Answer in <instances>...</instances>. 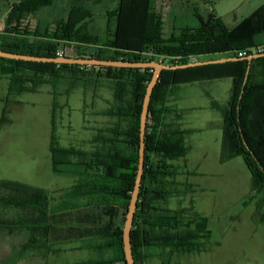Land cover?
<instances>
[{"label":"trees","instance_id":"1","mask_svg":"<svg viewBox=\"0 0 264 264\" xmlns=\"http://www.w3.org/2000/svg\"><path fill=\"white\" fill-rule=\"evenodd\" d=\"M155 1L117 0L116 6L106 11L107 24L104 35H100L88 30L91 11L72 10L73 0L43 27L38 23L30 27L23 21L27 16L39 20L40 10L56 0H20L4 17L0 49L54 57L63 46V56L161 60L173 65L190 62L191 56L202 61L239 57L240 50H245L247 55L258 53L254 48L264 44V2L229 26L212 11L205 15L195 13V27L181 29L165 40ZM214 53L217 57L207 56ZM151 74V68L57 64L0 57V76L8 80L0 121H6V105L13 98L36 92L42 85L51 86V171L76 177L75 184L59 195L61 201L54 203L44 188L0 180V187L8 190V197L1 198L0 202L13 205L19 213L15 220L1 219L0 224L32 230L29 240L21 245L22 251L38 246L34 232L38 228L46 230L47 244H54L57 227L63 226L65 239L88 237L89 248L99 252V258L67 264H125L122 226L137 171L139 116ZM223 78L232 81L229 96L224 104L211 102L222 117L219 159L225 162L242 157L250 172L249 196L255 203L253 218L264 222V56L249 63L239 59L162 70L149 103L144 171L130 230L135 264H146L156 249L162 255L161 264H171L174 254L200 252L205 247L201 239L210 235L207 219L195 212L186 214L181 207L167 206L170 197L182 194L180 186L184 189L191 186L177 180L185 172V165L174 164L190 150L186 144L189 130L168 121V115L177 113V109L168 105L167 99L180 84ZM79 85L86 89L105 86L111 90V106L98 114L115 120L92 136V149L61 146L57 141V97L68 95ZM59 86H64L62 92ZM107 251L110 256L106 257Z\"/></svg>","mask_w":264,"mask_h":264},{"label":"rangeland","instance_id":"2","mask_svg":"<svg viewBox=\"0 0 264 264\" xmlns=\"http://www.w3.org/2000/svg\"><path fill=\"white\" fill-rule=\"evenodd\" d=\"M159 1L164 6H168L171 1L170 6L173 7V12H177L184 23L189 25L196 23L192 15L193 6L188 0H185L182 10L180 0ZM211 1L206 2L207 4L199 3V12L205 15L214 8L219 14L217 16H220L228 26L235 24L263 3L262 0ZM116 2L117 0H73L71 9L77 11L89 8L91 11L87 24L89 32H99L100 35H104L107 24L106 11L113 9ZM68 4L69 0H56L51 6L41 9L39 17L42 20L43 18L46 21L50 20L58 15L56 12L62 5ZM167 13L162 12L165 19ZM59 49H63V46ZM207 56L215 58L217 54ZM219 82L218 88L207 81L199 83L198 88L212 93L216 100L223 104L226 92L222 91L223 81ZM7 86L8 80L0 76V119ZM198 88L182 86L176 90L172 100L176 104H184L185 95L191 91L195 94L199 91ZM63 89L64 86H59L58 90L62 92ZM50 94L51 86L42 85L38 91L20 94L6 105L7 119L5 122L0 121V180H15L44 188L48 190L54 203L57 202L61 193L55 190L54 186L66 190L76 177L54 174L50 171L47 147L49 116L45 111ZM57 98L59 108L56 116V136L61 146L92 149L90 138L99 128L111 126L115 120V118L98 114L111 106V90L105 86H99L96 89L90 86L86 89L79 85L68 95L59 94ZM197 105L201 107L204 105L201 99ZM83 112L85 113L84 121L81 117ZM193 113L184 112L179 121L180 125L189 126L188 121L194 116ZM196 114H198L197 118L202 117L209 122L200 120L201 122L195 125L209 129L186 136V144L191 147V151L186 157L174 161V164L183 166L187 163L192 167L195 163H199V166L195 165L196 169H189V173H181L177 176L179 182H187L191 186L186 189L180 186L182 194L170 197L167 206L171 209L181 207L186 210V214L196 213L205 217L210 235L201 239L205 245L202 251L174 254L171 264H264V222H258L253 218L255 203L249 196L250 172L240 156L225 162L218 161L216 154L218 149L221 150L222 141V132L219 128L222 124L221 115L216 110L207 108H202ZM51 187H53L52 190ZM7 194L8 190L0 187V200L8 197ZM18 214L13 205L0 202V219L15 220ZM13 236L11 237L13 242L19 243V235ZM80 245L83 246L81 241H76L72 245L68 244L70 247L74 246L73 249L62 252L57 249L55 243L45 244L47 256L42 253L41 258L36 259L35 250H32V259L29 261L32 264H66L99 258V252L91 251V249L82 250L78 248ZM20 251L22 252L21 245L19 248L15 247L12 254L15 256V253ZM104 256H110V252L107 251ZM1 261L0 264L3 263ZM24 261L29 263L28 260L13 257L9 264H26ZM161 261L162 255L156 249L154 256L148 258L146 264H161Z\"/></svg>","mask_w":264,"mask_h":264},{"label":"crops","instance_id":"3","mask_svg":"<svg viewBox=\"0 0 264 264\" xmlns=\"http://www.w3.org/2000/svg\"><path fill=\"white\" fill-rule=\"evenodd\" d=\"M19 1L20 0H0V32L4 28V17L6 15V13L11 9L13 4H15ZM180 1H181L180 7L182 10V8L184 7L185 0H180ZM188 2H190L191 6H193L192 15L194 16L195 13L201 14L198 10V4L199 3L205 2V4H207L206 2L210 3L212 1L211 0H188ZM261 2H264V0H262ZM170 4H171V1H170ZM170 4H168V6H164V5H162V3L159 0L155 1V6L157 9V12L160 13L161 19L163 22V39H165V40L169 39L171 36L177 35L179 33V31H181V29H184L187 27H195L197 25L196 18H195L196 23L194 25H189L187 23H184L183 20L181 19V17H179L177 15V12H173L174 9H173V7L170 6ZM63 8H64V5H62L60 7V10H62ZM211 10H212V12H214V14L219 15L215 11L214 8H212ZM164 11L168 12L166 15V19L164 18L165 16L162 14V12L164 13ZM208 12H211V11H208ZM47 21L44 20V18H43V20H42V18L41 19L39 18V20H37V19L33 20L31 16H27V17H25L23 23L24 24L27 23L28 26H30V27H33L35 23H38L39 26L43 27L47 24ZM201 56H199V57H201ZM162 58H164V57L162 56L161 59ZM189 61H200V59H197V57H195V56H191ZM205 81L213 84L214 87H216V88L219 87V83H220L219 81H223L222 82L223 83L222 84V86H223L222 91L226 92V96H225V102H226V100L229 96V92H230L231 87H232V81L230 78L203 80V81L192 82V83H183V84L178 85L177 89H179L182 86L189 87V88H192V87L198 88L199 83H204ZM7 88H8V86H7ZM6 92H7V89H6ZM194 95H196V96H194ZM173 96L174 95H171L168 97L167 104L176 108L177 113H171L170 115H168L167 119H168V121H174V123L178 124L181 128L189 130V133L186 136L198 134V133L203 132L204 130L209 129V128L203 129V128L195 125L196 123L201 122L200 120H203L205 122H209L208 119H204L202 117H201V119L197 118L198 114H196V113L197 112L199 113V111L202 108H207L210 110H216V112H218L220 114V112L217 109L213 108L211 105L212 101H215V102H218V101L216 100V98L214 97V95L212 93L205 91L204 89H199V91H196L195 94H192V91H191V93H187L184 97V104L174 103V101L172 100ZM49 97H50V99L47 101V105L45 106V111H47V116H49V131H48V146H47L48 150H49L50 135H51L52 94H50ZM199 98L201 99V102L204 104L202 107L200 105H197L198 101L200 100ZM184 112L185 113H193L194 112L193 113L194 116H192L188 121L189 126H185V127L180 125V122H179L182 119ZM177 114H178V116H177ZM84 116H85V113L84 112L81 113L82 121H84V119H85ZM221 119H222V117H221ZM219 128L221 129V132H222V124ZM90 139H92V137ZM190 151H191V147H190V150L188 151V153L186 154V156L190 153ZM216 155L218 156V161H220L219 160V155H220L219 149L217 150ZM49 160H50V152H49ZM195 165L199 166V163H197V164L195 163ZM195 165L190 167L186 163L183 171L189 173V169H196ZM50 171H51V160H50ZM75 181L71 185H69L66 190L71 188L75 184ZM52 188L53 187H51L50 189L52 190ZM54 189L57 190L58 192H61V193L66 191L65 189H63V190L60 189L56 185L54 186ZM59 201H61L60 197L57 198V202H59ZM30 216H31V214L29 213V217ZM34 232H35L36 236H38V246H34V247L30 246L27 249H24L22 252L21 251L16 252L15 256H14L12 254L13 249L15 247L19 248L20 245H22L23 243H25L29 240V237L32 234L31 227H13V226L12 227H6V226H3L0 224V260H2L1 262H3L1 264H4V263L9 264L10 260H12L13 257L14 258L20 257L23 260L25 259V260L29 261L30 259H32V253H33L32 250H35L34 254H35L36 259H38V257L41 258L42 253L45 256H47V250L45 247V244H47V236L45 234L46 230L44 228L40 227V228H38V231H34ZM16 234L19 235V238H20V240L18 241L19 243H15V242H13V239H11V237L13 238L14 237L13 235H16ZM76 241H81L83 243V246L80 245L78 248H82V250H90L88 237H84L80 240H75V239L67 240V239H65L63 226L61 228L57 227L56 241H55V244L57 245V249L61 250L62 252L68 251V249H70V248L73 249L74 246L70 247V246H68V244L72 245V244L76 243ZM33 248H35V249H33ZM91 251H94V250L91 249ZM12 255H13V257H12ZM25 263L27 264L28 262H25ZM28 264H32V262L29 261Z\"/></svg>","mask_w":264,"mask_h":264},{"label":"water","instance_id":"4","mask_svg":"<svg viewBox=\"0 0 264 264\" xmlns=\"http://www.w3.org/2000/svg\"><path fill=\"white\" fill-rule=\"evenodd\" d=\"M264 56V52L252 53L245 57H222L210 60L202 61H190L184 64H165L161 61H127V60H112V59H100V58H91V57H69V56H37L31 54H23L17 52H10L0 49V57L16 59V60H26V61H48L54 62L57 64H85V65H97V66H113V67H137V68H151L152 74L149 82L146 85L145 93L143 96L141 111L139 116V149H138V165L136 176L134 179L133 189L131 191L130 200L128 202L124 222L122 226V242H123V253L125 264H135L130 241V230L134 218V213L137 207L138 194L140 190L142 175L144 171V153H145V130H146V121L147 113L149 108V103L151 99V94L153 88L158 81L161 71L167 69H177L185 68L209 63H222L225 61L245 59L249 63L252 59ZM247 73V71H246ZM246 73L243 79V84L246 79Z\"/></svg>","mask_w":264,"mask_h":264},{"label":"built area","instance_id":"5","mask_svg":"<svg viewBox=\"0 0 264 264\" xmlns=\"http://www.w3.org/2000/svg\"><path fill=\"white\" fill-rule=\"evenodd\" d=\"M254 51L255 52H264V44L255 47ZM246 55H247V52L245 50H240V51L237 52V56H239V57H244ZM56 56H63L62 49H57Z\"/></svg>","mask_w":264,"mask_h":264}]
</instances>
